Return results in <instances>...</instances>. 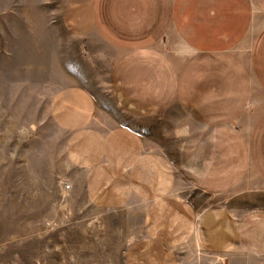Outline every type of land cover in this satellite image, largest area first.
I'll return each instance as SVG.
<instances>
[{
	"label": "crops",
	"instance_id": "obj_1",
	"mask_svg": "<svg viewBox=\"0 0 264 264\" xmlns=\"http://www.w3.org/2000/svg\"><path fill=\"white\" fill-rule=\"evenodd\" d=\"M63 2L61 24L82 46L68 47L75 56L50 116L86 171L87 198L145 207L146 242L179 213L181 240L194 234L206 249L263 256V193L198 217L191 201L170 204L171 167L202 193L227 192L249 175L264 185V12L252 0Z\"/></svg>",
	"mask_w": 264,
	"mask_h": 264
},
{
	"label": "rangeland",
	"instance_id": "obj_2",
	"mask_svg": "<svg viewBox=\"0 0 264 264\" xmlns=\"http://www.w3.org/2000/svg\"><path fill=\"white\" fill-rule=\"evenodd\" d=\"M252 1L264 12V0ZM63 7V0H0V264L260 263L264 255L206 249L194 234L181 240L179 213L165 217L168 222L155 231L159 241L146 242L151 231L145 207L107 208L87 198L86 171L70 158L68 136L50 116L65 62L75 56L67 54L68 47L82 46L61 24ZM112 109L126 120L120 109ZM172 114L174 122L181 117L178 109ZM161 123L154 121L158 128ZM171 170L170 207L181 209V200L191 201L197 217L264 194L252 175L232 190L209 194Z\"/></svg>",
	"mask_w": 264,
	"mask_h": 264
}]
</instances>
